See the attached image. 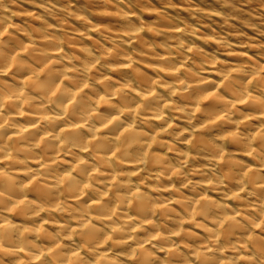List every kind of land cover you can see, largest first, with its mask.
Segmentation results:
<instances>
[{"label":"clouds","instance_id":"9594fccd","mask_svg":"<svg viewBox=\"0 0 264 264\" xmlns=\"http://www.w3.org/2000/svg\"><path fill=\"white\" fill-rule=\"evenodd\" d=\"M0 264H264V0H0Z\"/></svg>","mask_w":264,"mask_h":264}]
</instances>
